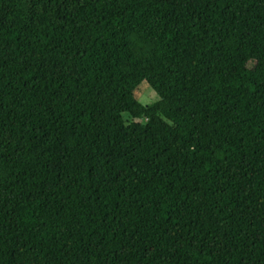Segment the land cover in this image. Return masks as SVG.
Masks as SVG:
<instances>
[{
  "label": "trees",
  "instance_id": "trees-1",
  "mask_svg": "<svg viewBox=\"0 0 264 264\" xmlns=\"http://www.w3.org/2000/svg\"><path fill=\"white\" fill-rule=\"evenodd\" d=\"M0 264H264V0H0Z\"/></svg>",
  "mask_w": 264,
  "mask_h": 264
},
{
  "label": "rangeland",
  "instance_id": "rangeland-1",
  "mask_svg": "<svg viewBox=\"0 0 264 264\" xmlns=\"http://www.w3.org/2000/svg\"><path fill=\"white\" fill-rule=\"evenodd\" d=\"M136 95L139 101L144 105H151L160 100L159 95L146 81L140 85ZM124 117L127 123H131L133 121L146 123L148 121L145 117L141 119H134L129 113H125Z\"/></svg>",
  "mask_w": 264,
  "mask_h": 264
}]
</instances>
